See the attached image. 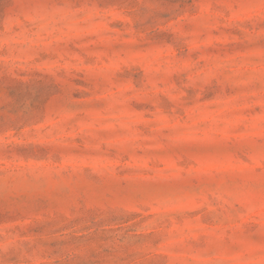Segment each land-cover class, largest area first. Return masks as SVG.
I'll list each match as a JSON object with an SVG mask.
<instances>
[{
    "label": "rangeland",
    "instance_id": "rangeland-1",
    "mask_svg": "<svg viewBox=\"0 0 264 264\" xmlns=\"http://www.w3.org/2000/svg\"><path fill=\"white\" fill-rule=\"evenodd\" d=\"M0 264H264V0H0Z\"/></svg>",
    "mask_w": 264,
    "mask_h": 264
}]
</instances>
